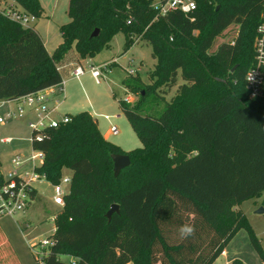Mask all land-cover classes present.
I'll return each instance as SVG.
<instances>
[{
  "label": "trees",
  "instance_id": "1",
  "mask_svg": "<svg viewBox=\"0 0 264 264\" xmlns=\"http://www.w3.org/2000/svg\"><path fill=\"white\" fill-rule=\"evenodd\" d=\"M13 1L42 17L39 0ZM195 1L189 16L158 17L153 0H70V22L53 54L34 28L0 11V101L60 86L64 62L96 57L119 33L125 53L146 41L156 61L152 84L143 87L138 78L125 83L140 93L138 104H120L141 148L125 152L108 142L88 112L70 115V123L34 143L45 155L40 175L54 185L68 168L72 179L43 264H71L62 256L76 264H214L242 230L264 262L238 209L264 193V100L251 98L246 87L264 0ZM233 25L239 26L235 45L225 42L209 54ZM96 29L100 34L92 38ZM179 79L183 84L161 115L144 114L145 97L163 98ZM115 154L131 159L117 178ZM31 196L40 197L36 189ZM114 204L120 213L108 220ZM186 225L194 232L182 237Z\"/></svg>",
  "mask_w": 264,
  "mask_h": 264
},
{
  "label": "rangeland",
  "instance_id": "2",
  "mask_svg": "<svg viewBox=\"0 0 264 264\" xmlns=\"http://www.w3.org/2000/svg\"><path fill=\"white\" fill-rule=\"evenodd\" d=\"M39 1L43 14L41 18H36L35 22L31 23V28L40 34L49 53L53 54L63 42L61 28L70 22L68 14L70 0ZM160 1L153 0V3ZM11 5L17 4L13 0H0V11H7ZM16 7L18 10L28 13L23 7L19 5ZM237 32H239V26L229 27L215 40L209 54H213L221 44L234 38ZM125 42L124 34L119 33L114 37L111 47L103 50L96 57L82 59L79 64L64 62V65L60 66L66 90V100L62 108L63 111H68L72 115L88 112L98 122L99 130L108 142L119 146L124 151L131 152L143 145L128 119L122 114L120 104L125 98L131 97L130 105L136 106L141 96L139 92L128 89L125 83L127 80L134 81L135 78H138L143 83V87L152 84L155 80L151 78V74L156 61L152 58V47L146 41L135 44L127 53L124 52ZM109 61L112 62V65L108 70H103L102 82L97 83L89 68L91 65L99 66ZM77 65L82 66L85 70V74L80 79L70 75ZM139 69L140 71H138ZM130 70H135L137 73L133 76L129 75ZM182 84V79H179L178 85L171 89L167 95L161 94L164 96L163 98L154 93L147 95L143 103L144 114L148 113L151 116L159 117L164 110L165 103L175 96ZM16 105V102L11 103V109L17 107ZM74 105H78V107L68 110ZM79 107H84V110H78ZM7 108L1 109V115H5L8 111ZM113 126L117 127V134L112 132ZM7 138H12L13 143L3 144L2 140ZM31 139L32 131L28 127L27 118L0 124V172L3 176H7L13 169L11 161L15 156L31 158L34 153ZM32 171L31 165L23 169L24 174ZM62 177H71V171L64 168ZM33 186L38 189L40 197L24 213L0 219V238L7 242L4 246L0 242V262L2 264H39L38 260L42 256L37 254L39 251L37 244L47 240L53 234L55 224L52 222V217L57 216L61 212V208L52 205L54 197L52 184L46 179H42V181L35 182ZM240 207L264 250V211L258 213L259 210H264V193L260 197L245 201ZM32 246H35L34 250H31ZM234 246H237L242 257L249 264H264L245 230H242ZM61 259L65 262L70 261V257L67 256H62Z\"/></svg>",
  "mask_w": 264,
  "mask_h": 264
},
{
  "label": "built area",
  "instance_id": "3",
  "mask_svg": "<svg viewBox=\"0 0 264 264\" xmlns=\"http://www.w3.org/2000/svg\"><path fill=\"white\" fill-rule=\"evenodd\" d=\"M161 1L154 3L158 17H165L172 12H181L189 16L197 10V3L195 0H167L166 3H161ZM15 4L17 3L15 2ZM17 5H11V8H8L7 11H2V13L23 28H31V23H34L36 18L29 13L18 10L16 7ZM238 36L239 32L228 42L235 45V40ZM253 48L254 62L246 74V87L251 98L264 100V6L260 23L256 29ZM110 66L111 63H104L100 66L91 65L90 72L97 83L102 82L103 70H108ZM136 73L135 70L129 71V75L132 76ZM84 74L85 70L82 66H76L75 70L71 73L72 77L76 79H80ZM64 88L65 82L63 81L58 87L32 93L15 101L1 100L0 111L4 107L15 102L17 107L13 110L10 109L6 111L4 116L0 113V124L12 122L16 119L21 120L27 118L28 127L32 131V147L34 143H41L45 138V133L49 130H58L72 120L69 114L61 111ZM131 101V97L124 99L126 103ZM112 132L114 134L118 133L116 126H113ZM2 143L12 144L13 139H3ZM44 161V153L39 150H34L31 158H25L21 155L15 156L11 161L13 169L7 176H3L0 172V219L8 216L13 217L18 213H24L34 202L31 196L32 192L35 190L33 184L42 181V179H46L45 176L38 173ZM38 162L40 163L39 165ZM30 165L33 171L24 174L23 169ZM71 183V177H62L58 184L52 185L54 190L52 205L54 207L63 208L65 206V196L70 193ZM52 222L55 224L56 215L52 217ZM28 226L27 224V227ZM55 232L56 225L52 235H54ZM54 245L55 242L51 237L38 243L37 247L39 246V251L37 254L44 258ZM34 247L35 246H32L31 250H34ZM42 258L39 260V264H43ZM69 262L71 264H76L74 258H70Z\"/></svg>",
  "mask_w": 264,
  "mask_h": 264
},
{
  "label": "crops",
  "instance_id": "4",
  "mask_svg": "<svg viewBox=\"0 0 264 264\" xmlns=\"http://www.w3.org/2000/svg\"><path fill=\"white\" fill-rule=\"evenodd\" d=\"M46 46V45H45ZM48 50V49H47ZM105 63H111V65H112V62L111 61H109V62H105ZM71 64H79V62L78 63H71ZM104 64V63H103ZM102 65V64H101ZM77 66H79V65H77ZM100 66V65H99ZM76 68V67H75ZM75 70V69H74ZM73 70V71H74ZM89 71H90V68H89ZM139 71H140V69H139ZM72 73V72H71ZM71 73H70V75H71ZM65 100H66V90H65V88H64V95H63V98H62V104H61V111L62 112H66V114H69V115H72L70 112H68V111H63V106H64V103H65ZM8 108V110H10L11 109V106L10 105H8L7 106ZM78 107V105H74V106H71V107H69V109L68 110H70V108H72V109H74V108H77ZM68 108V107H67ZM80 109H78V110H84V107H79ZM79 112V111H78ZM78 114H80V113H78ZM77 115V114H76ZM118 117H120V116H118ZM124 151V150H123ZM125 152H127V151H125ZM36 190H37V192H38V196H39V191H38V189L37 188H35ZM238 209H241V207L239 206V208ZM241 211H242V209H241ZM242 231H240L238 234H237V236L231 241V243L228 245V247L225 249V251H224V253L222 254V256H220L218 259H217V261L214 263V264H232V262L234 261V260H236V259H240V260H242L245 264H249L247 261H246V259H244L243 257H242V253L239 251V249L237 248V246H234V243H235V241H237L238 240V238H239V236H240V233H241Z\"/></svg>",
  "mask_w": 264,
  "mask_h": 264
},
{
  "label": "water",
  "instance_id": "5",
  "mask_svg": "<svg viewBox=\"0 0 264 264\" xmlns=\"http://www.w3.org/2000/svg\"><path fill=\"white\" fill-rule=\"evenodd\" d=\"M100 34V30L96 29L93 34H92V38H96L98 37ZM238 66H235V68L233 69V72L237 69ZM142 95H145V92L142 93ZM112 160L114 162V175L117 178L121 171L128 168L131 165V159L128 155H119V154H115L112 155ZM264 210L261 209L259 210L258 213L263 212ZM117 213H120V206L117 204H114L111 206L110 210L108 211L106 217L108 220H111L112 216Z\"/></svg>",
  "mask_w": 264,
  "mask_h": 264
},
{
  "label": "clouds",
  "instance_id": "6",
  "mask_svg": "<svg viewBox=\"0 0 264 264\" xmlns=\"http://www.w3.org/2000/svg\"><path fill=\"white\" fill-rule=\"evenodd\" d=\"M194 232V228L191 227V226H185L184 228L181 229V234H182V237H186L188 235H192Z\"/></svg>",
  "mask_w": 264,
  "mask_h": 264
}]
</instances>
